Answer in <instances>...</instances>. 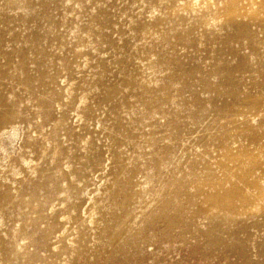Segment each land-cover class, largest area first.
<instances>
[{
	"label": "rangeland",
	"instance_id": "obj_1",
	"mask_svg": "<svg viewBox=\"0 0 264 264\" xmlns=\"http://www.w3.org/2000/svg\"><path fill=\"white\" fill-rule=\"evenodd\" d=\"M0 217V264H264V0H0Z\"/></svg>",
	"mask_w": 264,
	"mask_h": 264
},
{
	"label": "bare ground",
	"instance_id": "obj_2",
	"mask_svg": "<svg viewBox=\"0 0 264 264\" xmlns=\"http://www.w3.org/2000/svg\"><path fill=\"white\" fill-rule=\"evenodd\" d=\"M237 92L238 91H234V95H236L237 96ZM156 95H155V98L153 97V99H152V101L151 102H154V101H156ZM159 97V96H158ZM155 104V102L152 104H150V106H152V105H154ZM237 120L235 119V118H232V122H236ZM256 127H254V126H251V125H249V129H255ZM228 134L229 133H227L226 135L228 136ZM13 168V167H12ZM216 200H218V198L216 197ZM232 204V209H234V205H233V203H231ZM94 213V212H93ZM92 215V214H91ZM2 218L0 217V220H1Z\"/></svg>",
	"mask_w": 264,
	"mask_h": 264
}]
</instances>
